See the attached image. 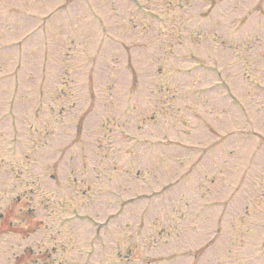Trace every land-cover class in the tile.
I'll use <instances>...</instances> for the list:
<instances>
[{
    "label": "rangeland",
    "instance_id": "rangeland-1",
    "mask_svg": "<svg viewBox=\"0 0 264 264\" xmlns=\"http://www.w3.org/2000/svg\"><path fill=\"white\" fill-rule=\"evenodd\" d=\"M0 264H264V0H0Z\"/></svg>",
    "mask_w": 264,
    "mask_h": 264
}]
</instances>
